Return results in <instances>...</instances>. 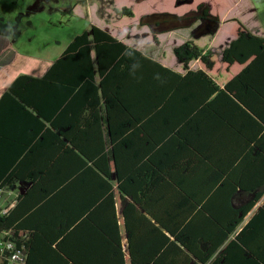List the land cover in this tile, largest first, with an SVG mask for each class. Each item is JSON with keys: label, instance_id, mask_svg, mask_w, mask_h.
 <instances>
[{"label": "trees", "instance_id": "16d2710c", "mask_svg": "<svg viewBox=\"0 0 264 264\" xmlns=\"http://www.w3.org/2000/svg\"><path fill=\"white\" fill-rule=\"evenodd\" d=\"M181 1L188 0H176L174 4L189 3ZM210 1L196 2L194 7L183 13L166 10L146 12L139 17L138 25L147 26L155 43H158V33L194 25L196 26L191 32L193 37L211 35L217 30L221 20ZM119 13L126 17L133 16L132 8L125 5L120 8ZM232 21L236 23L233 30L237 37L222 50L220 60L211 51H204L191 39L173 48L174 55L186 70L184 74L162 66L108 31L91 24L89 30L73 37L42 75H17L0 96V143L10 145V148H7L8 153L2 154L3 156L0 153V188L11 187L17 180L25 182L29 179L32 181V190H42L45 179L42 174L49 172V151L55 146L57 153L68 157V171L81 170L89 160L91 164L87 165L88 170L104 180L107 190L111 191L112 184L109 180L115 177L118 189L143 205L141 198H145V195L134 191L136 176L128 175L127 168L121 164L120 156L129 147L128 142L167 141L166 131L172 133L170 140L183 138L187 142V138L181 137L180 129L175 126L176 119L170 128L152 129L149 133L144 127L138 126L128 133L127 128L137 123L136 117L131 115V107L142 111L141 107L148 109L161 106L164 112H169L170 116L177 118L189 112L192 105L188 109L187 106L191 101L192 92L195 95L199 93V99L202 100L216 92L218 99L225 97L240 109L241 106L250 109L245 95H264L257 81L260 73L262 74L261 68L264 67L263 61H260L264 54V38L251 34L238 19ZM193 59H197L205 69L200 67L197 70H188V63ZM234 63L244 66L220 86L210 74H228L225 72L230 71ZM180 98L185 101L183 105H180ZM100 106L104 107L103 113H100ZM82 107L87 109L86 115L83 116L86 129L81 125L80 131L77 126L73 127V118L76 119L77 115L72 116L70 112L79 114ZM93 113L95 121L91 122L88 116ZM67 125L69 127L65 130ZM188 129L194 130L192 126H188ZM195 131H199L197 126ZM30 143L31 146H28ZM36 154L40 155L38 170L42 174L33 169L24 176L25 172L21 168L29 161L27 156L36 157ZM29 193L31 194V191L23 195L18 194L15 204L5 213H0V230H11L13 235L19 238L18 243L24 245L25 264L29 262L31 233L25 228L24 213L34 203L26 205ZM42 195L36 194L34 198H41ZM258 197L259 192L245 207L234 209L231 230ZM126 210H138L132 202H127L124 208L130 264L190 263L191 258L182 247L189 251L191 246L182 239V233L176 232L181 219L178 221V217L173 218L172 226L162 222L173 236L172 240L141 214L142 221L150 226L151 232L147 234L151 236V243L147 245L149 251L144 253V244L139 242L140 238L129 228ZM262 214L264 204L230 244V248H233L237 242L242 241L252 258L240 260L233 250L232 264H264V247L257 243L245 242L243 235V230L249 229L253 220L263 216ZM167 241L169 242L165 245ZM251 245H256L253 248L257 249L258 253L253 251ZM161 247L164 251H160ZM228 252L225 251L224 254ZM57 261V264H60L59 261L62 260ZM95 261L89 260L90 264ZM98 261L103 263L102 260ZM62 262L87 264L71 256ZM217 263L219 264V261ZM0 264H4L1 259ZM109 264H125L123 253L120 251L117 258L109 260Z\"/></svg>", "mask_w": 264, "mask_h": 264}, {"label": "crops", "instance_id": "0c3cea01", "mask_svg": "<svg viewBox=\"0 0 264 264\" xmlns=\"http://www.w3.org/2000/svg\"><path fill=\"white\" fill-rule=\"evenodd\" d=\"M245 28L251 34L264 38L261 25L257 28ZM176 30L178 29L171 31ZM219 30L220 24L214 34L193 37L199 47L204 51H211L218 60L222 50L237 37L233 30L225 43L213 50L212 46ZM162 33L165 32L158 33L157 38ZM1 42L0 70L2 64H6L1 61V57L8 45L3 36H0V44ZM123 42L133 47L128 42ZM155 44H159V40ZM176 46L172 47V52ZM136 49L172 71L182 74L186 72L175 55V60H171L166 55L163 57L164 55L153 54L154 48L153 52ZM260 61L264 63V54ZM243 66L244 64L234 63L230 71L225 72L228 74L210 75L223 86L224 82ZM188 67V70H197L203 66L197 59H193L189 61ZM261 72L257 81L264 93V67ZM8 85L2 89L0 96ZM205 97L203 100L199 99V93L195 95L192 92L191 101L187 106L188 109L192 105L189 112L177 118L170 116L169 112H164L161 106L148 109L141 107L142 111L130 108L137 123L127 128L128 133L138 126L144 127L149 133L152 129L170 128L176 119L175 126L180 129L181 137L187 138V142L183 138L170 140L172 133L165 130L167 141L128 142L129 147L120 156L121 164L127 168L128 175L136 176L134 191L145 195V198H141L143 205L123 194L117 187L115 177L109 180L112 184L111 191L107 190L104 180L88 170L87 165L91 164L89 160L81 170L70 172L68 157L57 153L56 147L52 146L51 152L49 151V172L42 174L38 170L40 155H28L29 161L25 162L21 170L25 172L24 176L33 169L42 174L45 178L42 190H32V181L29 179L25 182L17 180L11 187L0 188V192L14 194L8 202L0 199V209L11 208L18 194L23 195L31 191L25 203H34L24 213L25 228L31 233L28 234L31 236L28 264H57V260L63 261L69 256L87 264H90L89 260H96L94 264H100L98 260H102V264H109V260L117 258L120 251L123 253L125 264H130L124 224V208L127 202H132L138 210L126 212L129 228L140 238L139 242L144 244V253L149 251L147 245L151 243V236L147 234L151 232L150 226L142 221L141 214L172 240L173 236L165 229L163 223L172 226L173 218L178 217V221L181 219L176 232L182 233V239L191 246L189 251L181 246L191 258L188 264H218L217 261L219 264H232L233 250L240 260L252 258L242 241L237 242L233 248H230V244L264 204V95H245L250 109L242 106L240 109L225 97L218 99L216 92ZM184 103L180 98V105ZM103 112L104 107L100 106V113ZM70 113L72 116L77 115L76 119L73 118V127L77 126L81 131L82 125L83 129H86L83 116L86 115L87 109L82 107L79 114ZM88 117L91 122L95 121V113ZM188 126H192L194 130L188 129ZM196 126L199 129L197 132ZM68 127L67 125L65 130ZM28 146H31V143ZM7 148L9 149L10 145L0 143L1 155L8 153ZM257 192L260 197L231 230L234 209L245 207ZM36 194L43 195L41 198H34ZM262 215L253 220V228L251 224L249 229L243 230L244 241L257 243L260 247H264V214ZM253 246L256 245H251L252 248ZM160 251H164V248L161 247ZM225 251L229 252L224 254ZM253 251L258 253L257 249L253 248ZM62 261H59L60 264H68Z\"/></svg>", "mask_w": 264, "mask_h": 264}, {"label": "rangeland", "instance_id": "374dc122", "mask_svg": "<svg viewBox=\"0 0 264 264\" xmlns=\"http://www.w3.org/2000/svg\"><path fill=\"white\" fill-rule=\"evenodd\" d=\"M175 1L0 0V36L8 41L1 57L6 64H2L0 70V92L20 73L42 74L73 37L89 30L91 24L133 47L146 52L155 49L153 54L175 60L172 47L186 39L196 42L191 34L196 25L159 34V44H155L147 26L138 25L143 13L156 10L183 13L202 0L181 1L189 3L180 5H175ZM210 4L222 19L213 50L225 43L236 25L232 19L224 18H236L249 28L261 25L264 29V0H211ZM123 5L132 8V17L120 15ZM13 195L0 192V199L8 202Z\"/></svg>", "mask_w": 264, "mask_h": 264}, {"label": "built area", "instance_id": "2783aa9c", "mask_svg": "<svg viewBox=\"0 0 264 264\" xmlns=\"http://www.w3.org/2000/svg\"><path fill=\"white\" fill-rule=\"evenodd\" d=\"M7 210L8 208H2L0 213ZM18 242L19 238L14 236L11 230H0V259L4 264L25 263L24 245Z\"/></svg>", "mask_w": 264, "mask_h": 264}]
</instances>
